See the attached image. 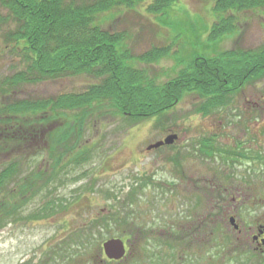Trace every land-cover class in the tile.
<instances>
[{"label":"rangeland","instance_id":"374dc122","mask_svg":"<svg viewBox=\"0 0 264 264\" xmlns=\"http://www.w3.org/2000/svg\"><path fill=\"white\" fill-rule=\"evenodd\" d=\"M153 1L146 0L133 7H122L107 13L104 16L105 23L103 26L106 31L119 34V36L123 35L125 41L122 42L121 47L127 48L126 51L130 57L129 64L136 71L137 77L141 78L142 83H149L146 87V90L149 89V94L151 93L150 88H156L162 92L167 85L175 83L185 62H188L189 66L192 65L196 56L208 55L212 57L211 54L217 56L233 50L234 42L239 39L244 43L248 41L253 43L252 46L264 45V9L243 12L238 15L233 30L224 35L234 36L238 34L239 37L237 35L234 38L211 42L208 36L212 26L216 22L221 25L214 12L212 2L178 0L165 13L156 15L148 11V6ZM7 17L8 12L0 2V81L4 76L10 75L11 72L20 68V57L10 54L6 50L9 46L7 35L11 29V23ZM214 45L215 47H213ZM15 64L18 65L16 69ZM99 79L84 74L46 81L24 88L23 97L39 100L37 103L41 107L52 109L54 115L57 116L59 127L56 131H54L53 125L49 124V121L42 124V132L45 134L41 145V148L53 147L56 149V160L58 144L61 140L59 132L66 126L69 128L75 126L71 120L64 127H61L63 123L65 124L64 120L81 115L71 109L62 111L56 109L58 98L86 92L96 84L103 87L105 77ZM31 102L33 101L31 100ZM167 105H171V107L164 112L139 119L125 117L110 104L102 105L101 110H99L102 113L100 115L95 114L94 121L92 120L85 125L81 132L82 138L79 140V147L85 148L84 153L91 154L86 157V162L81 163L79 167L75 168L76 170H69V168L64 170L61 176L62 180L59 182L60 186L55 185V181L48 182L47 179L42 181L37 187L35 195L32 192L31 197L22 206L25 216L28 214L33 216L34 213H39L40 209L50 212V208L64 204L63 209L58 208L57 213L61 215L56 219H51V217L42 214L39 216L42 217L41 222L36 225L33 224V226L40 228L69 227L70 225L74 228L83 227L89 216L102 210L117 211L116 207L119 204L127 207L133 206L130 211L139 212L143 216L149 213L151 217L149 222L153 224L152 226L156 231L160 230L164 222L171 221L174 217L178 218L179 214H182V211L190 208V206L199 207L204 227L205 221L210 220H206L205 217L209 218L210 213H212V219L214 217L222 218V214H220L222 208L236 213L240 223L247 221L245 220L247 215L244 212L249 209L254 218L264 220V202L249 203L250 208H246L245 205L233 203L230 199H228V203L213 201L208 195H204L206 192H211L210 187H205V185H201L203 196L197 198L198 200L186 190L179 192L180 194H172L167 193L169 189L163 185L162 187L166 191L162 190L161 185L149 187V183L153 184L151 183L152 180L157 184H172L179 179L201 178L203 180L211 176L215 177L214 174L219 172L212 168L215 167L213 164L212 166L210 164L203 165V169L194 167L195 164L190 162V159L187 160L186 164L183 161V168H180L178 166V149L176 148L147 152L148 147L163 139L165 131L171 128L172 122L176 125V121L181 119L184 104H178V99H174L169 101ZM132 111L134 112V110ZM47 113V111L38 110L34 115L29 114L27 115L29 118L24 119L25 121H34L38 117L43 119ZM54 117H50L49 120ZM11 144L10 146H12ZM46 157L51 158V154L44 152L41 161ZM65 162H69V158L65 159ZM32 169L29 167L30 172L34 173ZM29 170H26L25 174ZM42 173L41 177L44 175ZM230 174L232 180L236 181L241 172L237 170V175L233 172ZM225 181H229V179L223 178L220 184ZM19 182L21 184V179ZM26 184L25 182L20 185L19 189ZM30 184L32 182L28 184V187ZM48 184H50V190H53L51 196H46L49 191L47 190ZM257 184V181L254 182V185ZM12 188L17 189V186L10 184L7 194L11 193ZM253 188L264 196V185ZM40 189H43V193H40ZM39 194H42L44 198L38 197ZM58 201L60 202L58 203ZM52 203H56V205H50ZM219 222L220 224L224 223L222 219ZM27 223L25 222L24 226H28ZM208 228L202 231L197 254L190 251L187 254V260L194 261L195 264H220V262H212L211 252L215 247L213 245L215 238H223L226 235V226L224 223V230L217 233V236L213 238L214 241L209 230H206ZM89 235L95 238V243L87 246L85 245L87 244L86 237ZM89 235H85L84 231H76L74 235H70L73 247L72 264H98L96 256L98 255L99 242L102 245L103 242L115 236L112 229ZM224 243L221 244L220 242L221 245ZM178 246L179 244L170 243L169 252L162 239V234L155 232L152 234V238L149 234V251L147 252L149 260L148 254L145 258L141 256V251L136 258L137 260L130 261L128 264H183L187 257L178 259V263L175 261L181 249V246L180 249ZM4 247H0V264H3L1 262H3ZM30 249L31 246L17 248L21 252ZM158 256L159 258H157ZM253 258L257 260L256 257Z\"/></svg>","mask_w":264,"mask_h":264},{"label":"flooded vegetation","instance_id":"af4514ba","mask_svg":"<svg viewBox=\"0 0 264 264\" xmlns=\"http://www.w3.org/2000/svg\"><path fill=\"white\" fill-rule=\"evenodd\" d=\"M237 35L216 37L210 34L208 38L211 42H219ZM252 44L249 41L241 42L239 39L234 42L233 50L217 56L211 54L212 57L196 56L190 66L188 62H185L179 75L180 83H178L181 91L178 104H184L181 119L176 121V125L172 122L171 128L165 131L163 139L153 145L164 142L170 136L177 138L170 146L149 151L152 153L176 148L180 168H183V161L186 164L190 159V162L195 164H193L194 167L203 169V165L212 166L213 164L215 167L212 168L219 172L214 174L215 177L211 176L203 180L201 178L179 179L172 184H157L152 180L153 184L149 183V187L163 185L169 189L167 193L172 194L186 190L197 199L203 196L201 185H205L210 187L211 192L203 193L213 201L228 203L230 199L231 202L240 203L246 208H250L249 203L264 202V196L253 188L264 185V45L252 46ZM38 101L33 100V102ZM123 114L125 117L132 118L131 114ZM54 116L52 113L43 119L35 118L34 121H25L24 118L29 117L23 116L15 121L18 122L17 124H12L11 128L7 127L5 131L7 133L0 135L2 138L0 175L3 174L2 178L5 177L3 193L0 195V247L5 246L1 263L72 264L73 247L70 235H74L76 231H84L85 235H89L112 229L114 238L106 240L102 245L100 242L97 243L98 264H128L130 261L137 260L141 251V256L145 258L149 251V234L152 238L155 232L162 234L168 250L170 243L179 244L178 249L181 246L175 259L177 263L178 259L187 257L183 264L187 262V264H195L194 261L187 260V254L190 251L197 254L203 229L209 227L206 230H209L213 239L220 230H224L225 223L226 235L223 238H215L216 244H213L215 247L211 252L212 262L264 264V220L254 218L250 209L244 212L247 215L245 218L247 221L240 223L236 213L222 208L220 212L223 215H221L222 218L212 219L213 216L210 213L209 218L205 217L206 220H210L205 221L204 227L199 207L190 206L182 211L178 218L174 217L171 221L164 222L160 230L156 231L153 224L149 222V219L151 220L149 213L143 216L139 212H131L130 208L133 206L119 204L116 207L117 211L102 210L89 216L83 227L33 226L41 222L42 217L39 216L42 214L51 219L61 215L57 213L56 203L50 204L56 205L50 208V212L40 209L39 213H34L33 216L30 214L25 216L22 210V206L31 197V193L35 195L37 187L46 180L45 176L41 177L42 168L45 166L43 168L45 172H50L53 168L52 155L56 153V149L41 148V145L45 134L42 132V124L49 121L54 131L59 127L57 116ZM46 117L54 118L49 120ZM7 118L10 119V117ZM14 120L11 119V121ZM63 126L64 123L61 127ZM44 152L51 154V158L46 157L41 161ZM29 167L34 170V179ZM26 170L29 171L25 174ZM237 170L241 174L234 181L230 173L237 175ZM223 178H228L231 183L225 181L220 184ZM256 181L258 184L254 185ZM25 182L27 184L19 189ZM30 182L32 184L28 187ZM55 182L57 185V180ZM10 184L16 185L17 189L12 188L11 193L7 194ZM49 185H47L49 191L46 196H51L53 191L50 190ZM162 190L165 189L162 187ZM40 193H43V189H40ZM38 197H42V194ZM221 219L224 222L222 224L219 222ZM25 222H28V226H24ZM94 239L91 235L87 236L85 245H93ZM112 240L119 242L122 250L114 258H111L104 249L105 243ZM220 242L224 244L221 245ZM23 246H31V249L22 252L17 250Z\"/></svg>","mask_w":264,"mask_h":264},{"label":"trees","instance_id":"16d2710c","mask_svg":"<svg viewBox=\"0 0 264 264\" xmlns=\"http://www.w3.org/2000/svg\"><path fill=\"white\" fill-rule=\"evenodd\" d=\"M145 1L0 0L8 12L7 20L11 23L7 35L9 46L6 50L20 57V68L0 81V135L7 127L17 124L15 121L23 116L34 115L38 110L47 111V115L53 113L52 109L31 102L34 99L23 97L25 87L84 74L98 79L105 77L103 87L96 84L86 92L58 98L56 109H71L81 115L64 120V126L71 120L75 126H63L59 132L61 140L58 144L57 160L54 153L52 170L42 173L48 181L57 180V185L60 186L63 171L68 168L76 170L91 155L84 153L85 148L79 147V140L85 125L92 122L95 114L102 113L99 112L102 105L110 104L118 113L126 112L132 118L139 119L164 112L171 107L167 105L169 101L180 98L179 77L162 92L150 88L149 94V89L146 90L149 83H142L141 78L137 77L136 71L129 64L127 48L121 47L125 41L123 35L119 36L103 28L107 13ZM177 1L154 0L149 4L148 11L156 15L163 14ZM203 1L214 4V12L221 25L215 23L210 34L216 37L232 31L238 15L243 12L264 9V0ZM17 67L15 64V69ZM9 131L12 132L10 129ZM1 139L0 136V141ZM68 158L69 162L66 163L65 159ZM32 174L34 179V173ZM2 175L0 195L4 188L5 177L2 178ZM63 205H58V208L63 209Z\"/></svg>","mask_w":264,"mask_h":264},{"label":"water","instance_id":"95a60500","mask_svg":"<svg viewBox=\"0 0 264 264\" xmlns=\"http://www.w3.org/2000/svg\"><path fill=\"white\" fill-rule=\"evenodd\" d=\"M176 136H170L168 137L164 142L158 143L156 145H153L151 147H148L146 150L149 152L151 150L159 149L162 146H170L174 143V140L176 139ZM233 221V220H232ZM104 249L106 253L111 257L114 258L118 254V252L122 251L119 245V242L117 241H109L105 243Z\"/></svg>","mask_w":264,"mask_h":264}]
</instances>
